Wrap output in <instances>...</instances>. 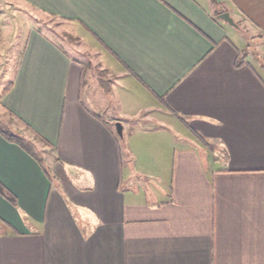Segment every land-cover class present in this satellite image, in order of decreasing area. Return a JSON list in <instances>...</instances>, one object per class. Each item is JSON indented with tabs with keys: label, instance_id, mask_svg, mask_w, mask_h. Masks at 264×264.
Masks as SVG:
<instances>
[{
	"label": "crops",
	"instance_id": "crops-1",
	"mask_svg": "<svg viewBox=\"0 0 264 264\" xmlns=\"http://www.w3.org/2000/svg\"><path fill=\"white\" fill-rule=\"evenodd\" d=\"M0 1L73 23L116 79L95 86L85 48L28 29L0 115L52 148L56 176L0 135V264H264V75L241 32L264 40V0ZM153 114L183 145L124 175L114 121Z\"/></svg>",
	"mask_w": 264,
	"mask_h": 264
},
{
	"label": "rangeland",
	"instance_id": "rangeland-1",
	"mask_svg": "<svg viewBox=\"0 0 264 264\" xmlns=\"http://www.w3.org/2000/svg\"><path fill=\"white\" fill-rule=\"evenodd\" d=\"M216 11H218V6H216ZM0 16L5 19L3 20L5 23L1 24L0 30V92L12 80L28 29L43 32L52 40L60 43V45L69 47L67 51L70 53L72 47L74 49L85 48L83 54H79V58L85 64L86 73L90 74V81L97 87L106 88L105 90H109L114 85L116 80L114 75L104 67V64L99 60L101 58L98 55L96 56L94 50L76 36L73 30V23L23 7L18 2L7 6L0 1ZM230 31L231 34H235L232 28ZM241 32L246 38V51L252 57L250 62L259 73L264 75V59L261 58L260 47L258 46L259 43L264 41L263 38L259 33L250 32V34L249 32H244L243 28ZM125 94L124 90H118L117 92V95L124 96ZM87 104L88 108L101 116V118H104L109 123L113 122L112 120L116 115V106L111 104L110 108L109 105L106 106L108 108L106 113H104L102 111L104 105L101 107V103L99 108L94 107L97 105L96 103L90 104L88 102ZM8 119L0 115V127L9 129L11 125L13 126L11 118L9 117ZM121 120L124 125L123 144L120 143L119 147L124 175H127V169H132L133 172L140 171L147 173L150 177L151 175L154 176V173L159 171L160 165L164 163V159L162 160L161 156L167 157L168 153H171L167 148H180L183 145L184 133L188 134L187 129L182 124L173 123L167 118L164 120L160 114H153L151 118H146L145 116L133 118L122 115ZM114 122L116 123V121ZM117 139L119 140L118 137ZM28 143L32 151L43 159L44 167L55 178L56 173L53 167L55 153L52 152V148L44 144L40 138H32L28 140ZM157 163L159 168L155 167ZM164 168H166V163ZM160 170L162 171V169ZM140 178L143 179L144 177ZM136 181L141 182L139 179ZM153 182L156 183V180H153Z\"/></svg>",
	"mask_w": 264,
	"mask_h": 264
},
{
	"label": "trees",
	"instance_id": "trees-1",
	"mask_svg": "<svg viewBox=\"0 0 264 264\" xmlns=\"http://www.w3.org/2000/svg\"><path fill=\"white\" fill-rule=\"evenodd\" d=\"M216 14H218V11H216ZM11 87V83L7 84L1 91L0 97H3ZM0 135H2L8 142L14 143L18 145L20 148H22L26 153H28L33 159H35L38 164L45 170V167L43 165V159L41 157H38L31 149L30 144L28 143V140H26L23 136L11 131L10 129H5L0 127ZM46 172V170H45ZM47 173V172H46ZM0 194L4 196L10 203L14 204L15 200L14 198L5 190V188L0 185Z\"/></svg>",
	"mask_w": 264,
	"mask_h": 264
},
{
	"label": "water",
	"instance_id": "water-1",
	"mask_svg": "<svg viewBox=\"0 0 264 264\" xmlns=\"http://www.w3.org/2000/svg\"><path fill=\"white\" fill-rule=\"evenodd\" d=\"M219 19L223 20L224 22L228 23L231 26L236 27L235 23L233 22L232 18L229 16L228 13L224 12L217 16ZM115 131L116 134L120 139H123V127L120 122L115 123Z\"/></svg>",
	"mask_w": 264,
	"mask_h": 264
}]
</instances>
